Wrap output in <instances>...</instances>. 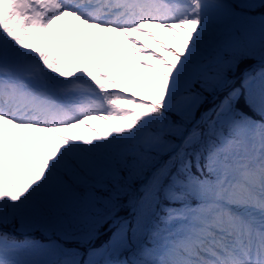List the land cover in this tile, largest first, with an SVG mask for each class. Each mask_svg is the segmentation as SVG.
<instances>
[{"label":"rangeland","instance_id":"obj_1","mask_svg":"<svg viewBox=\"0 0 264 264\" xmlns=\"http://www.w3.org/2000/svg\"><path fill=\"white\" fill-rule=\"evenodd\" d=\"M130 1L124 0L125 3ZM141 1L146 3L147 0H139L140 5ZM168 1L173 5L174 13L171 10L161 11L162 19L159 20L115 18L116 24H110L104 20L113 17L114 13L106 12L104 16L107 18L93 21L90 20L91 16L84 17L77 11L61 23H56V17H53L49 26L27 38L24 47L32 50L33 55L16 60L6 47L18 36L20 16L31 0H0V81L6 84L10 76L17 84V91L26 82L32 88L42 89L49 97L55 94L59 96L62 102L53 97L57 105L75 104L83 111L75 123L59 130L57 126L40 122L28 124L32 128L26 136L22 135L21 129L8 126V122L18 124L16 119L0 118V207L9 202L25 223V231L33 226H43L46 230L52 226L41 219L31 206V201L35 199L52 198L65 212L76 207L77 201L68 181L75 180L85 187L87 181L79 178V170H83L101 188L110 174L119 177L114 160L131 147L142 144L146 148L168 153L176 143L181 142L187 125L196 119L202 108L203 99L185 90L183 78L191 81L197 74H203L206 75L205 81L209 82L218 77L229 63L247 54H251L250 59L261 48L258 36H243L246 33L242 31L236 34L240 21L234 7L262 0H230L226 5L212 0H162V5L169 7ZM53 6L50 4V8ZM147 12L145 16L149 14ZM166 15L171 18L166 20ZM58 27L62 30L60 35H56ZM240 37H244L246 43ZM174 40H184L187 61L196 60V64L187 67L185 75L181 76L176 64H185L186 61L172 51L167 58L169 66L165 71H151L155 44H172ZM70 51L77 58L75 67L64 66L56 60L60 53ZM228 54L232 57L227 58ZM26 61L36 65L31 73L21 69ZM8 65L14 66V69ZM248 86L252 87L250 83ZM254 87L263 94L264 99V83L261 87L259 84ZM227 108L222 112L230 110ZM159 110L182 113L184 121L178 125L164 124ZM103 118L114 122V133H119L123 139V145L119 148H112L103 140L95 143L91 139V133L101 128ZM239 125L241 129L236 133V138L221 137V146L211 156L210 170L214 177L203 179L188 175L186 184L189 192L206 203L190 208V202H187L184 208L166 218V231L153 254L159 264H193L180 250L199 240L198 233L206 238V225L218 217L226 225H232L237 234L243 226L239 242L255 246L259 257H264L263 212L252 213L251 219L245 218L248 216L246 213L223 212L228 205L242 207L244 204L256 206L259 211L264 210V142L256 139L255 134L262 128L253 130V142L247 130L248 124H237L235 131ZM214 134L211 130L204 132L196 148L205 149L215 137ZM27 144L31 146L29 153L23 148ZM23 149L25 152H20ZM67 157L78 158V167L71 166ZM259 169L263 170V177L256 196L249 193L246 187H237L245 171L250 170L253 179ZM178 182L175 178L165 190ZM248 194L256 199L254 203L247 202ZM171 195L175 196V193ZM87 200L89 204L79 209L76 215L84 220L91 218L90 209L96 203L92 188L87 190ZM229 213L232 217H229ZM60 223L56 224L57 231L61 235L68 233L70 224L62 220ZM125 245L126 231L123 229L107 247L89 251L86 264H124L117 263V258ZM59 251V247L53 243L0 244V264H80V260L71 255L56 263ZM222 252L223 257L213 263L244 264L235 261L239 258L245 264H251L241 252L228 258ZM257 253L254 251L252 258Z\"/></svg>","mask_w":264,"mask_h":264},{"label":"trees","instance_id":"obj_2","mask_svg":"<svg viewBox=\"0 0 264 264\" xmlns=\"http://www.w3.org/2000/svg\"><path fill=\"white\" fill-rule=\"evenodd\" d=\"M236 13L239 16L240 25L242 27V30H240L239 26L236 32L240 30L245 32L249 37L258 36L261 39V48L259 50L257 49L254 56L250 59L247 58L246 55H243V58L229 63V66L222 70L218 77H214L209 82L205 81L206 75L202 74L195 76L194 80L190 82L183 80V84L188 86V92L202 98V104L207 102L204 110L207 117L203 126L194 132L189 143L184 144V146L169 157V153H163L161 150H148L142 145L124 153L122 156L116 157L114 163L119 177L117 178L109 175L104 181V187L102 188H98L97 182L89 176H86L83 170H79V178H85L96 195V203L92 209L95 211L96 221L89 226L83 222L75 223L73 226L75 232H71L72 234L70 235H65L61 240L63 244L73 243L75 244L74 250L82 251L83 253L84 248L78 246L79 244L91 243L97 234L106 230L115 216L126 215L121 221V223H124L128 228L129 245L124 251L125 258L129 263L133 262L134 264H142L140 261L143 263H154L155 258L152 254L158 245L157 241L160 242V234L163 233L165 229L164 220L170 209L178 207L177 202H174L173 198L169 199L165 195V187L172 182L174 174L181 176L182 171L179 169L180 164L191 162L190 173L193 175L199 176L207 173L206 169L200 168L199 164L197 165L194 163L196 160H202L208 152L201 147L194 149L202 138V131L213 130L215 128L214 118L219 112L218 110L220 107L225 104H229L233 108L236 107L238 110H241V105L239 103L243 101V111L237 113L239 117L244 115H256L258 113L253 103L247 98V94L241 86V79H238L237 85H233L234 87L231 89L229 88L230 90L221 91L225 88L227 89L234 81V78L240 75L250 63L253 64L255 61L264 59V0L260 3L248 4L245 5V7L238 8ZM183 41L174 40L172 44H168V42H166V44H155V51L153 52L150 63L151 71H165L169 66L167 58L171 56L170 52L172 51L179 55L180 58L186 60ZM230 57H232V55L228 54L227 58ZM195 63L194 60L186 62V64L190 66ZM176 65L182 70H179L182 76L183 72H185V66L183 64ZM235 89L239 94L233 93ZM217 93V99L213 102H209ZM158 114L165 123L170 122L171 124L175 122V120L172 119L177 116L174 112L168 114L161 110L158 111ZM114 128L115 126H113L110 120H105L101 128L96 129L91 134V137L93 140H104L114 147L120 146L121 138L118 133H114ZM211 145L212 141L210 147ZM162 159H164L163 165L150 174V171ZM73 166L75 168L78 167V160L74 162ZM147 176L149 177L145 185L141 187L140 185ZM183 179L185 180L184 177ZM180 183V188L179 185H173V189L184 188V181L182 182L181 180ZM70 188L77 198L81 200V204H78L77 207L80 208L87 203V192L85 189L78 187L74 181H72ZM137 188H140L139 201L135 207L134 213L132 215H127L130 209L135 205ZM188 197L189 194L184 193L181 194L180 199L184 201V199ZM32 204L44 219L54 220L59 215H63L59 205L52 199L33 200ZM65 215L67 216L68 214ZM67 219H71L70 215L67 216ZM71 222L73 223V220H71ZM0 226L11 229L15 233H22L21 231L25 223L17 217L9 205H5L0 208ZM30 231H33L32 233H38V238L36 239H41V237L42 239H46L48 236L51 238L58 237L55 232H52V234L46 233L39 227H33ZM114 231L115 230H109L101 234L95 241L96 246H104L110 240ZM0 238L12 239L6 230L0 232Z\"/></svg>","mask_w":264,"mask_h":264},{"label":"bare ground","instance_id":"obj_3","mask_svg":"<svg viewBox=\"0 0 264 264\" xmlns=\"http://www.w3.org/2000/svg\"><path fill=\"white\" fill-rule=\"evenodd\" d=\"M83 1V0H82ZM85 3H81L79 6L82 7L84 4L91 3L96 4L99 0H85ZM111 0H104V5ZM162 1V0H161ZM161 1L154 0L152 4L153 8H160ZM78 0H31V3L23 11V14L20 16V29L18 31V36L14 42H11L10 46H7L8 52L11 53L12 58L20 60L33 55L32 50L25 49L24 45L28 42L27 38L31 35L33 36L37 32L41 31L46 25L49 26L50 20L52 17H56V23H61L63 20H66L70 16V12L77 7ZM81 2V1H80ZM121 3V0H119ZM152 0H148L146 6H149ZM50 4H54L50 8ZM169 7H163L164 10H171L173 12V5L168 1ZM59 7V9L56 8ZM174 13V12H173ZM62 32L61 28L58 27L56 35H60ZM58 47V46H57ZM56 60L62 62L64 66L71 65L75 67L77 64L76 55L73 52H62L60 53ZM8 82L6 84L0 82V92L11 91L12 93L8 96V99L12 102L11 108L5 112L0 113V118L5 120H13L11 117L12 114L18 113L19 115L25 116V119H16L15 121L18 124L12 125L13 122H8V126L17 127L21 129L22 135H28L31 130L32 119L36 115L44 114L49 118H53L54 121L52 124L57 125V129L63 127H68L71 123H75L76 120L81 116L83 112L78 105L70 104L66 106L57 105L52 99L48 98V93H44L42 89L32 88L29 83L23 84L20 87V90L17 91V84L14 80L8 76ZM24 81V79L22 78ZM2 105L0 104V107ZM1 109V108H0ZM60 113L65 114V118L57 117ZM11 130H15L12 128ZM23 148L27 149V152H30V145H24ZM25 152V149L20 150V152ZM256 264H264L256 262Z\"/></svg>","mask_w":264,"mask_h":264},{"label":"water","instance_id":"obj_4","mask_svg":"<svg viewBox=\"0 0 264 264\" xmlns=\"http://www.w3.org/2000/svg\"><path fill=\"white\" fill-rule=\"evenodd\" d=\"M223 120H224V122H227L228 121V119H229V116H226V117H221Z\"/></svg>","mask_w":264,"mask_h":264}]
</instances>
